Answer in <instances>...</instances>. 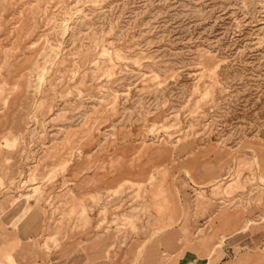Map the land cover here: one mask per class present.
Segmentation results:
<instances>
[{
  "label": "rangeland",
  "instance_id": "1",
  "mask_svg": "<svg viewBox=\"0 0 264 264\" xmlns=\"http://www.w3.org/2000/svg\"><path fill=\"white\" fill-rule=\"evenodd\" d=\"M213 229L264 264V0H0V264H205Z\"/></svg>",
  "mask_w": 264,
  "mask_h": 264
},
{
  "label": "crops",
  "instance_id": "2",
  "mask_svg": "<svg viewBox=\"0 0 264 264\" xmlns=\"http://www.w3.org/2000/svg\"><path fill=\"white\" fill-rule=\"evenodd\" d=\"M203 235H206V236H210L211 237V240L209 241V243L207 244V246H205V247H203V246H196V247H193V249H200V250H204V251H206L205 252V254H209L208 253V250L212 247H214L215 246V244L219 241V238L221 237H219L218 239L216 238V231H215V229H213L212 231H210V232H207V233H205V232H203L202 233ZM215 254V253H214ZM210 256H209V258H208V260H207V262L205 263V264H212L213 263V260H212V255H213V253H210L209 254ZM236 261H238L236 258H234L233 260H231V261H227L225 264H234V262H236ZM199 262V263H198ZM203 262H204V259L203 258H197V257H193V258H189V259H185V257H183V258H181L180 260H179V262H178V264H196V263H198V264H203ZM162 264H164V263H162Z\"/></svg>",
  "mask_w": 264,
  "mask_h": 264
}]
</instances>
